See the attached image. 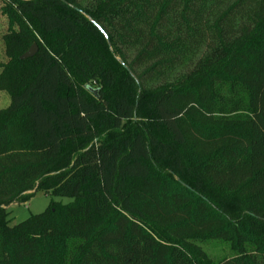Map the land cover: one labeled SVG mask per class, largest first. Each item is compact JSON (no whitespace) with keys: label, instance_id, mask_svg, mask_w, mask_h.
Returning <instances> with one entry per match:
<instances>
[{"label":"trees","instance_id":"1","mask_svg":"<svg viewBox=\"0 0 264 264\" xmlns=\"http://www.w3.org/2000/svg\"><path fill=\"white\" fill-rule=\"evenodd\" d=\"M1 1L0 264H264V0Z\"/></svg>","mask_w":264,"mask_h":264},{"label":"rangeland","instance_id":"2","mask_svg":"<svg viewBox=\"0 0 264 264\" xmlns=\"http://www.w3.org/2000/svg\"><path fill=\"white\" fill-rule=\"evenodd\" d=\"M9 28L8 19L3 12V2L0 0V66L7 62L4 54V46L2 36L7 32ZM204 48H202L199 54H203ZM153 85V81H149L146 87L149 88ZM10 103L9 95L5 91L0 90V110L5 109ZM29 194L32 197L25 203L14 202L7 206L9 212L10 225H14L32 214H38L43 212L51 200L55 202L68 203L70 198L52 197L44 194L41 191H31ZM200 249L207 256L208 260L212 264H218L225 258L233 256L230 245L227 242L220 240H205L198 243Z\"/></svg>","mask_w":264,"mask_h":264},{"label":"water","instance_id":"3","mask_svg":"<svg viewBox=\"0 0 264 264\" xmlns=\"http://www.w3.org/2000/svg\"><path fill=\"white\" fill-rule=\"evenodd\" d=\"M92 23L100 30V32L106 38V34L104 33V31L95 22H92ZM36 51H37V46L35 44H33L25 53H23L20 56V59L24 60V59L30 58V57L35 55ZM86 88L94 95H96L98 92L97 88H93L90 85H88Z\"/></svg>","mask_w":264,"mask_h":264},{"label":"built area","instance_id":"4","mask_svg":"<svg viewBox=\"0 0 264 264\" xmlns=\"http://www.w3.org/2000/svg\"><path fill=\"white\" fill-rule=\"evenodd\" d=\"M96 84L94 82H92V86L94 87Z\"/></svg>","mask_w":264,"mask_h":264}]
</instances>
